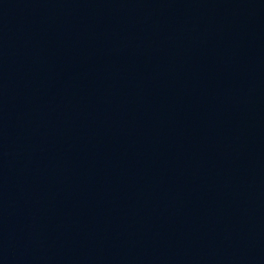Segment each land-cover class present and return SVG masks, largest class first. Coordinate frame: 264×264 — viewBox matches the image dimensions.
<instances>
[{
    "label": "water",
    "instance_id": "water-1",
    "mask_svg": "<svg viewBox=\"0 0 264 264\" xmlns=\"http://www.w3.org/2000/svg\"><path fill=\"white\" fill-rule=\"evenodd\" d=\"M0 264H264V0H0Z\"/></svg>",
    "mask_w": 264,
    "mask_h": 264
}]
</instances>
